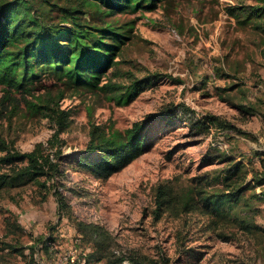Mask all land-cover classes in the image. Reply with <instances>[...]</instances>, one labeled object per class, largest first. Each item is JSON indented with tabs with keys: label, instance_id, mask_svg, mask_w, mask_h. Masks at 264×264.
I'll list each match as a JSON object with an SVG mask.
<instances>
[{
	"label": "rangeland",
	"instance_id": "obj_1",
	"mask_svg": "<svg viewBox=\"0 0 264 264\" xmlns=\"http://www.w3.org/2000/svg\"><path fill=\"white\" fill-rule=\"evenodd\" d=\"M108 18L133 23L113 81L160 77L127 105L100 92L65 91L58 104L71 116L55 186L66 208L59 212L55 189L39 182L0 188V247L42 238L36 264H85L90 246L76 224L91 222L112 234L116 250L169 264H264V1L167 0ZM61 89L46 77L3 103L0 87V140L23 153L45 143L53 125L24 98L57 97ZM180 104L185 108L170 121L151 117ZM210 115L230 127L192 125ZM135 123L145 135L139 156L106 179L83 167L91 124L108 133ZM159 190L165 203L157 210ZM207 196L217 200L214 210L202 205ZM26 259L0 252L2 264Z\"/></svg>",
	"mask_w": 264,
	"mask_h": 264
},
{
	"label": "trees",
	"instance_id": "obj_2",
	"mask_svg": "<svg viewBox=\"0 0 264 264\" xmlns=\"http://www.w3.org/2000/svg\"><path fill=\"white\" fill-rule=\"evenodd\" d=\"M162 1L167 2L0 0V87L4 93L2 102L10 101L12 92L21 93L23 96L25 93L30 94L33 86L46 77H51L63 87L57 97L46 93L35 98L36 102H28L24 98L28 108L48 118L54 133L45 143H36L32 150L25 153L0 140V152L5 153L0 157V162L6 169L0 173V188L39 182L46 189H55L59 212L66 208L64 197L55 184L62 173L60 136L66 131L71 115L69 110L59 106L58 101L67 89H82L109 96L117 105H127L143 89L157 82L159 74L142 78L131 76L132 79L127 85L113 81L118 63L116 57L129 40L133 23L119 24L108 17L118 13L153 9ZM253 11L259 12L260 7ZM180 108L185 107L183 104L180 107L170 106L151 117L170 121L177 116ZM179 118L182 119L181 116ZM185 121L190 123L191 118ZM215 123L223 125L220 126L222 128L230 127L213 115L193 121L192 125L209 131L210 126ZM90 127L89 141L86 151L80 156V162L98 179L110 177L144 150V127L139 123L133 124V127L124 132L110 130L106 133L95 125L91 124ZM92 153H97L96 160H89ZM164 197L165 193L159 190L156 197L157 210L165 203ZM201 202L206 207L212 206L214 210L217 200L214 196H207ZM76 225L81 240L90 246V252L85 256V264H169L167 259H152L136 250H116L114 237L101 225L91 222H77ZM8 230L14 231V226H8ZM41 239L27 247L12 243L2 244L0 252L6 251L26 259L23 251L28 250L27 263L36 264L35 248L37 243L42 242ZM1 262L0 260V264Z\"/></svg>",
	"mask_w": 264,
	"mask_h": 264
}]
</instances>
